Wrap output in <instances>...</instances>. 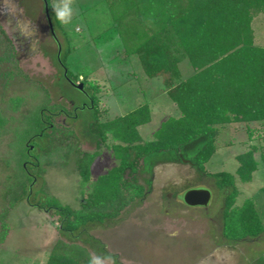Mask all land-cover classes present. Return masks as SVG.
<instances>
[{
	"label": "rangeland",
	"instance_id": "1",
	"mask_svg": "<svg viewBox=\"0 0 264 264\" xmlns=\"http://www.w3.org/2000/svg\"><path fill=\"white\" fill-rule=\"evenodd\" d=\"M49 1L51 5L55 2ZM102 2L75 0L73 4L72 21L63 25L72 46L70 69L78 74L79 81L95 88L102 122L142 104L151 105V119L139 126L138 131L143 142L152 141L161 123L179 111L163 93L161 80L147 78L138 59L127 54L129 41L121 30L132 14L113 22ZM252 27L256 44L264 47V14L253 20ZM55 36L56 40L50 32L43 0H0V105L4 107L13 97L24 98L31 104L32 93L44 96L47 92L48 96L43 98L47 107L59 103L71 111L55 117L52 142L55 146L71 147L72 159L63 162L43 156L36 173L44 182L35 186L42 187L62 204L78 209L91 185L118 161L110 148L114 144L110 134L106 144L97 148L88 133L92 111L85 106L87 96L84 90H78L63 78L56 59L57 42L62 43L63 37L59 32ZM179 69L182 78L194 74L187 60L179 64ZM76 105L79 109L74 111ZM26 106L7 113L16 118L26 113ZM216 129L217 151L206 163V171L234 175L239 191L234 206L240 207L245 200H251L264 225V120L233 122L217 125ZM204 140L202 137L186 145L176 156L165 153L149 158L138 173L139 183L145 188L144 197L124 208L114 220L91 226L87 234L77 235L73 240L59 233L58 216L52 210L30 206L26 196L15 202L22 192L17 186V167L4 163L3 155L0 236L3 224L6 236L0 240V264H47L59 240L85 246L90 255L111 254L119 264H264V235L236 243L222 238V194L214 181L189 160ZM248 150L254 151L257 170L251 181L244 183L237 175L235 157ZM94 152L98 156L91 164L90 180L83 188L73 158L75 154ZM197 187L211 192L206 208L189 207L182 202L181 194ZM87 236L99 241L104 251L85 244Z\"/></svg>",
	"mask_w": 264,
	"mask_h": 264
},
{
	"label": "trees",
	"instance_id": "2",
	"mask_svg": "<svg viewBox=\"0 0 264 264\" xmlns=\"http://www.w3.org/2000/svg\"><path fill=\"white\" fill-rule=\"evenodd\" d=\"M47 2L54 33L63 37L62 43L56 41L62 76L83 84L88 99L85 106L92 111L88 133L97 148L106 144L110 134L114 141L110 148L118 164L96 179L78 209L62 204L35 186L44 182L36 170L43 156L63 162L72 159L71 147L55 146L52 142L55 117L71 111L59 103L47 107L43 101L48 96L45 90L44 96L32 93L33 104L13 97L4 107L0 105V159L4 155V163L17 167V186L22 192L15 202L26 196L30 206L52 210L58 216L59 233L73 240L87 234L91 226L114 220L124 208L144 197L145 188L139 183L138 173L149 158L165 153L176 156L183 147L204 137L189 160L214 181L222 194V238L236 243L264 235V225L251 200L234 206L239 193L234 175L225 171L209 173L205 168L217 151V125L264 120V47L256 44L252 27L253 20L264 14V0H103L113 22L132 14L121 30L129 41L127 54L138 59L147 78L161 80L166 95L180 113L162 122L154 133L155 139L148 142L142 141L138 131L151 119L148 104L111 121L100 120L96 90L79 81L78 74L71 71L72 46L64 26L54 18L50 1ZM184 60L194 70L188 78H182L179 69ZM26 104V113L16 118L7 113H15ZM73 109L78 110L79 106ZM74 115L77 117L75 112ZM96 156L98 152L75 154L73 158L83 188L90 180V167ZM235 159L240 180L250 182L257 170L254 151L248 150ZM5 227L3 224L0 240L6 236ZM87 237L85 244L104 251L99 241ZM89 258L85 246L59 240L47 264H88Z\"/></svg>",
	"mask_w": 264,
	"mask_h": 264
},
{
	"label": "water",
	"instance_id": "3",
	"mask_svg": "<svg viewBox=\"0 0 264 264\" xmlns=\"http://www.w3.org/2000/svg\"><path fill=\"white\" fill-rule=\"evenodd\" d=\"M44 2V12L45 16L50 28V32L53 36V38L56 40V36L54 33L53 25L51 22V18L49 15V9H48V2L47 0H43ZM72 86L77 88L80 91H83V84H75L72 81L68 80ZM211 192L206 189L205 187H197V188H190L185 190L181 194L182 202L189 206V207H208L211 201Z\"/></svg>",
	"mask_w": 264,
	"mask_h": 264
},
{
	"label": "clouds",
	"instance_id": "4",
	"mask_svg": "<svg viewBox=\"0 0 264 264\" xmlns=\"http://www.w3.org/2000/svg\"><path fill=\"white\" fill-rule=\"evenodd\" d=\"M74 3L75 0H55L51 6L55 20L59 21L62 25L70 24ZM88 264H116V259L111 254L101 255L93 253L90 255Z\"/></svg>",
	"mask_w": 264,
	"mask_h": 264
},
{
	"label": "crops",
	"instance_id": "5",
	"mask_svg": "<svg viewBox=\"0 0 264 264\" xmlns=\"http://www.w3.org/2000/svg\"><path fill=\"white\" fill-rule=\"evenodd\" d=\"M163 91V93L166 95V93H165V91L164 90H162ZM173 105L176 107V105L173 103ZM151 106V105H150ZM149 106V107H150ZM154 106L152 105V108H153ZM153 110H154V108H153ZM151 112H152V110H151ZM179 116V113L175 116V117H178Z\"/></svg>",
	"mask_w": 264,
	"mask_h": 264
}]
</instances>
